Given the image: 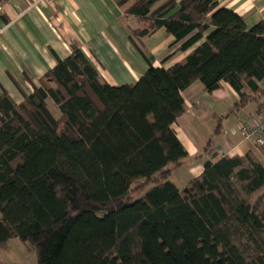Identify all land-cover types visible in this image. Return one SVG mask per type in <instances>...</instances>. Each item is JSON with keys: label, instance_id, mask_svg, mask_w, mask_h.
<instances>
[{"label": "trees", "instance_id": "16d2710c", "mask_svg": "<svg viewBox=\"0 0 264 264\" xmlns=\"http://www.w3.org/2000/svg\"><path fill=\"white\" fill-rule=\"evenodd\" d=\"M120 4L149 63L136 82L109 83L74 43L37 82L24 77L22 102L0 84V244L19 237L38 264H264V164L253 151L205 160L184 186L170 179L189 156L174 123L193 82L226 81L236 108H261L264 19L248 27L218 0ZM160 27L177 50L202 41L156 66L143 38Z\"/></svg>", "mask_w": 264, "mask_h": 264}, {"label": "crops", "instance_id": "0c3cea01", "mask_svg": "<svg viewBox=\"0 0 264 264\" xmlns=\"http://www.w3.org/2000/svg\"><path fill=\"white\" fill-rule=\"evenodd\" d=\"M120 1H4L0 10V84L14 100L22 102V90L31 91L24 77L37 82L59 58L71 54L74 43L83 49L109 83L136 82L149 63L129 37L130 26L138 24L137 18L127 17ZM218 2L244 15L248 27L264 19V0ZM174 41L175 37L165 27H160L144 36L143 47L154 65L170 67L185 58L202 40L185 51L177 50L180 43L172 46ZM171 52L172 56L163 61ZM183 96L187 109L174 123V128L189 152L185 163L190 164L191 179L201 174L205 160L217 161L225 154L243 155L253 151L263 162L258 145L244 139L232 125L224 126L223 119L229 117L228 113L223 114L224 104L227 101L236 108L239 100L238 93L228 82L222 81L219 88L208 91L200 81H195L183 91ZM249 105H253L251 109L243 111ZM258 107V101L253 100L236 108L239 119L252 118ZM211 130L225 135L215 144L212 141L205 150L212 140L207 139ZM200 153L203 157H197Z\"/></svg>", "mask_w": 264, "mask_h": 264}, {"label": "rangeland", "instance_id": "374dc122", "mask_svg": "<svg viewBox=\"0 0 264 264\" xmlns=\"http://www.w3.org/2000/svg\"><path fill=\"white\" fill-rule=\"evenodd\" d=\"M49 104L54 114L59 115V110L56 105L52 101H50ZM251 106L253 105H249L248 107L244 108L243 111L248 112L249 109H251ZM224 107L225 111L223 114H229L227 119H223L224 126L227 127L230 124L235 128L236 132L240 133L239 126L244 122L245 119H239L237 109L234 108L233 104H230V102L226 101ZM224 135V133L216 134L213 132V130H211L208 133L207 139L209 140L212 138V141L215 144L221 140ZM260 154L263 157L262 159L264 164V154L261 150ZM189 170L190 164L187 162L181 168L173 170L172 174L170 175V179L176 182L179 186H183L186 184V182H188V180L191 179ZM0 264H38V251L36 248L28 246V244L19 237H12L5 244H0Z\"/></svg>", "mask_w": 264, "mask_h": 264}, {"label": "built area", "instance_id": "2783aa9c", "mask_svg": "<svg viewBox=\"0 0 264 264\" xmlns=\"http://www.w3.org/2000/svg\"><path fill=\"white\" fill-rule=\"evenodd\" d=\"M4 1L12 0H0V10ZM239 130L244 139L250 140L258 146L264 145V99L258 112L252 118L244 121L239 126Z\"/></svg>", "mask_w": 264, "mask_h": 264}]
</instances>
